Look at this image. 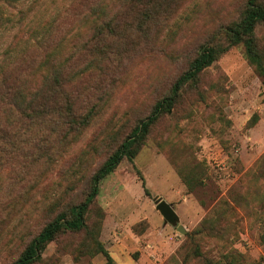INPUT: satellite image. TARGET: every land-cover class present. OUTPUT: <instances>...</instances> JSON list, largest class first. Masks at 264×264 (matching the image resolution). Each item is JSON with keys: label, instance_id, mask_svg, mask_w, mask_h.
<instances>
[{"label": "trees", "instance_id": "obj_1", "mask_svg": "<svg viewBox=\"0 0 264 264\" xmlns=\"http://www.w3.org/2000/svg\"><path fill=\"white\" fill-rule=\"evenodd\" d=\"M187 1L68 0L33 39L14 40L15 52L0 66V232L48 170L67 160L66 149L120 85L118 72L125 62L157 47L159 34ZM7 2L1 0L0 27L7 19ZM258 27H264V0H238L230 17L204 34L183 67L154 86L141 111L95 133L87 153L78 157L79 178L42 209L34 229L18 237L5 264H51V258L42 259L49 243L74 260L99 254L104 264H114L99 239L104 218L96 203L99 183L122 159L132 160L148 140L165 154L174 150L172 144H183L179 122L190 118L198 104L207 106L209 95L225 92V75L217 70L213 76L210 67L232 47H240L264 87V38L257 35ZM255 120L252 115L246 126ZM259 163L255 178L264 177V153ZM175 171L187 193L203 183L200 161ZM224 211L202 218L194 232L224 239L232 227ZM258 220L263 243L264 215ZM193 250L202 264H211L196 246Z\"/></svg>", "mask_w": 264, "mask_h": 264}, {"label": "rangeland", "instance_id": "obj_2", "mask_svg": "<svg viewBox=\"0 0 264 264\" xmlns=\"http://www.w3.org/2000/svg\"><path fill=\"white\" fill-rule=\"evenodd\" d=\"M7 1L3 6L7 19L0 27V66L15 52L11 48L15 39H33L44 21L68 2ZM237 1L188 0L159 34L157 47L125 62L118 72L120 85L77 141L66 149L63 155L67 160L49 169L16 206L0 232V264L12 257L18 237L25 238L34 229L42 209L65 194L79 178L78 157L88 150L94 134L110 130L125 117L141 111L154 86L183 67L204 34L230 17ZM256 33L264 38V27H258ZM217 70L225 75V92L209 95L207 106L198 104L190 118L179 122L182 147L180 142L174 143V150L165 154L148 140L132 160L122 159L99 183L96 203L104 211L99 239L114 264H202L194 256L195 246L211 264L264 262L258 220L264 215V177L255 178L264 153V87L242 57L240 47H232L220 56L210 73L215 76ZM252 115L256 120L247 127ZM196 161L204 166L203 183L187 193L175 169ZM153 197L172 204L184 233L178 232L175 225L163 224L154 209ZM222 209L228 225H232L224 239L194 232L202 218ZM49 258L51 264H104L99 254L74 260L66 252H55L52 243L42 252L44 261Z\"/></svg>", "mask_w": 264, "mask_h": 264}, {"label": "water", "instance_id": "obj_3", "mask_svg": "<svg viewBox=\"0 0 264 264\" xmlns=\"http://www.w3.org/2000/svg\"><path fill=\"white\" fill-rule=\"evenodd\" d=\"M152 200L154 203V209L162 217L163 224L175 225L178 232L184 233L185 230L183 227L180 224H177L178 216L174 211L172 204L167 203L160 197H153Z\"/></svg>", "mask_w": 264, "mask_h": 264}, {"label": "built area", "instance_id": "obj_4", "mask_svg": "<svg viewBox=\"0 0 264 264\" xmlns=\"http://www.w3.org/2000/svg\"><path fill=\"white\" fill-rule=\"evenodd\" d=\"M260 264H264V262H261Z\"/></svg>", "mask_w": 264, "mask_h": 264}]
</instances>
